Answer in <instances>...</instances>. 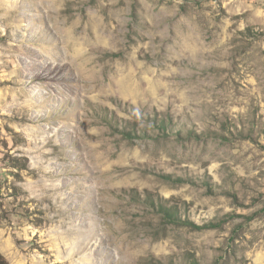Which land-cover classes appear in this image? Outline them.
Instances as JSON below:
<instances>
[{
	"label": "rangeland",
	"instance_id": "1",
	"mask_svg": "<svg viewBox=\"0 0 264 264\" xmlns=\"http://www.w3.org/2000/svg\"><path fill=\"white\" fill-rule=\"evenodd\" d=\"M0 264H264V0H0Z\"/></svg>",
	"mask_w": 264,
	"mask_h": 264
}]
</instances>
